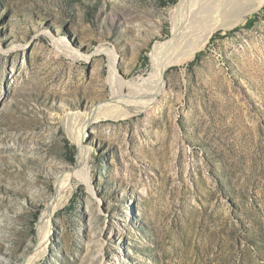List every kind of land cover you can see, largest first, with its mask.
Returning a JSON list of instances; mask_svg holds the SVG:
<instances>
[{
    "label": "rangeland",
    "instance_id": "374dc122",
    "mask_svg": "<svg viewBox=\"0 0 264 264\" xmlns=\"http://www.w3.org/2000/svg\"><path fill=\"white\" fill-rule=\"evenodd\" d=\"M201 6L0 0V264L37 247L79 152L66 114L110 99L109 54L147 97L154 44ZM162 80L145 110L86 128L89 179H72L33 264H264V0Z\"/></svg>",
    "mask_w": 264,
    "mask_h": 264
},
{
    "label": "bare ground",
    "instance_id": "6f19581e",
    "mask_svg": "<svg viewBox=\"0 0 264 264\" xmlns=\"http://www.w3.org/2000/svg\"><path fill=\"white\" fill-rule=\"evenodd\" d=\"M202 13L194 11L195 16L191 20L190 30H184L179 23L180 19H187L185 12H179L178 17H173L172 38L167 42H156L150 51L151 85H148L145 94L147 97L139 99L137 84L119 80L115 62L116 57L109 54V72L111 82V97L108 101L100 103L88 111L66 114L67 125L71 126L74 136L77 138L79 152L76 164L69 170L62 172L55 181V192L46 203L39 221L38 245L21 264H33L46 253L48 244L49 227L54 211L62 206L69 198L73 178L87 182L89 179L84 165L88 158V150L83 146L84 132L93 121L126 115H134L149 106L163 88V75L165 70L175 64H181L191 59L195 52L205 45L216 29H228L240 22L245 14L255 11L263 0H217L210 5V0H200ZM179 19V20H178ZM192 32V33H190ZM190 33V34H188ZM192 34V36H190ZM190 36V39L189 37ZM188 37V38H187ZM188 40H185V39ZM185 40V41H184ZM184 41V43H183ZM103 50V49H102ZM106 52V48H104ZM87 58V57H85ZM145 110V109H144Z\"/></svg>",
    "mask_w": 264,
    "mask_h": 264
},
{
    "label": "trees",
    "instance_id": "16d2710c",
    "mask_svg": "<svg viewBox=\"0 0 264 264\" xmlns=\"http://www.w3.org/2000/svg\"><path fill=\"white\" fill-rule=\"evenodd\" d=\"M71 161H73L72 157H71Z\"/></svg>",
    "mask_w": 264,
    "mask_h": 264
}]
</instances>
